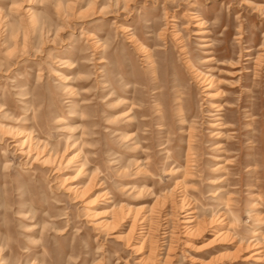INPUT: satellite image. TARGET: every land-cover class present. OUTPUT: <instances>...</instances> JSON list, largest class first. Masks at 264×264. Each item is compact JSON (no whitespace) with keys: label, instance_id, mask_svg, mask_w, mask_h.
<instances>
[{"label":"rangeland","instance_id":"obj_1","mask_svg":"<svg viewBox=\"0 0 264 264\" xmlns=\"http://www.w3.org/2000/svg\"><path fill=\"white\" fill-rule=\"evenodd\" d=\"M39 261L264 264V0H0V264Z\"/></svg>","mask_w":264,"mask_h":264},{"label":"bare ground","instance_id":"obj_2","mask_svg":"<svg viewBox=\"0 0 264 264\" xmlns=\"http://www.w3.org/2000/svg\"><path fill=\"white\" fill-rule=\"evenodd\" d=\"M223 95L226 97V93H223ZM132 109H133V111H132V113H133V112H134V107H132ZM190 137H193V135L190 134ZM191 141H193V139H191ZM193 149H194L193 144L190 143L189 150L193 151ZM191 151H190V152H191ZM189 154H190V153H189ZM38 264H42L41 261H39Z\"/></svg>","mask_w":264,"mask_h":264}]
</instances>
